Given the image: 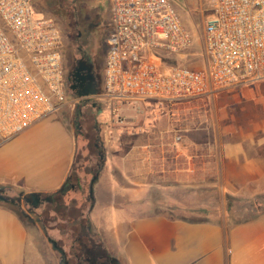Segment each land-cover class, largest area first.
I'll return each mask as SVG.
<instances>
[{
    "label": "crops",
    "instance_id": "0c3cea01",
    "mask_svg": "<svg viewBox=\"0 0 264 264\" xmlns=\"http://www.w3.org/2000/svg\"><path fill=\"white\" fill-rule=\"evenodd\" d=\"M204 26L196 29L202 39ZM203 54L206 68L204 46ZM155 55L168 70L185 54ZM261 84L133 105L105 97L102 74L92 107L99 125L101 112L113 116L105 131L75 135L60 109L0 143V186L37 198L63 193L65 210L78 215L77 238L97 235L100 244L93 245L106 262L264 264V94L255 88ZM225 95L231 100H219ZM239 200L259 208L232 222ZM35 252L22 220L0 207V264H45ZM59 253L58 264H73Z\"/></svg>",
    "mask_w": 264,
    "mask_h": 264
},
{
    "label": "built area",
    "instance_id": "2783aa9c",
    "mask_svg": "<svg viewBox=\"0 0 264 264\" xmlns=\"http://www.w3.org/2000/svg\"><path fill=\"white\" fill-rule=\"evenodd\" d=\"M96 1L110 4L105 97L173 102L264 82V0H207L213 16L203 32L206 68L168 70L155 53L182 55L191 45L169 0ZM62 49L59 27L34 10L33 0H0V142L59 112Z\"/></svg>",
    "mask_w": 264,
    "mask_h": 264
},
{
    "label": "rangeland",
    "instance_id": "374dc122",
    "mask_svg": "<svg viewBox=\"0 0 264 264\" xmlns=\"http://www.w3.org/2000/svg\"><path fill=\"white\" fill-rule=\"evenodd\" d=\"M176 10L185 30L191 38L190 47L184 52V57L173 61V67H188L202 69L205 59L203 54V39L196 29L201 31L203 23L212 16L213 10L207 0H169ZM34 10L51 18L59 27L62 39L63 76L73 65L77 55V48L85 47L90 43L89 53L95 64L96 78L99 83L104 72V60L107 54V37L110 30V4L106 1L96 0H33ZM255 87L259 94H264V82ZM232 95V94H231ZM239 97V91L234 93ZM232 96L225 95L219 100H231ZM95 98L80 99L64 86V102L61 107V117L68 127L76 134L88 138L96 136L99 127L105 131L113 116L106 110L101 112L100 125L96 121ZM1 143V142H0ZM79 146L78 150H82ZM92 156L93 150H91ZM93 162L94 159L92 158ZM23 194L16 189L6 193V203L1 207L14 212L24 223L30 236L31 243L36 245L35 259L42 260L45 264H58L62 252L73 264H107L104 252L96 250V243L100 244L97 235L84 234L77 238V212L75 209L65 210L64 203L59 196L38 198L37 207H32V201L24 199ZM65 199L66 205L70 204V197ZM74 208V207H72ZM259 206L252 202L239 200L232 203V222H240L245 217L253 216ZM83 211L86 206L82 207ZM78 239V240H75ZM94 243V245H93ZM82 244H85L83 248ZM92 244V245H91ZM66 258V257H65ZM108 260H112L108 258ZM117 264H119L117 262Z\"/></svg>",
    "mask_w": 264,
    "mask_h": 264
},
{
    "label": "flooded vegetation",
    "instance_id": "af4514ba",
    "mask_svg": "<svg viewBox=\"0 0 264 264\" xmlns=\"http://www.w3.org/2000/svg\"><path fill=\"white\" fill-rule=\"evenodd\" d=\"M90 43L87 42L85 47L77 48L78 57L75 58L72 67L64 75V86L68 87L77 97L79 92L82 91L79 80L87 74L88 68H91V73L96 77L95 64L89 53Z\"/></svg>",
    "mask_w": 264,
    "mask_h": 264
},
{
    "label": "water",
    "instance_id": "95a60500",
    "mask_svg": "<svg viewBox=\"0 0 264 264\" xmlns=\"http://www.w3.org/2000/svg\"><path fill=\"white\" fill-rule=\"evenodd\" d=\"M80 87L82 91L79 92V98H89L96 96L98 94V82L93 73H91V68L87 69V74L81 77L79 80ZM38 204L37 196H32V207L36 208Z\"/></svg>",
    "mask_w": 264,
    "mask_h": 264
},
{
    "label": "trees",
    "instance_id": "16d2710c",
    "mask_svg": "<svg viewBox=\"0 0 264 264\" xmlns=\"http://www.w3.org/2000/svg\"><path fill=\"white\" fill-rule=\"evenodd\" d=\"M100 152V151H99ZM99 157V156H98ZM98 171L99 170H96L94 173H93V176H97L98 174ZM72 176L69 177L68 181L71 179ZM68 181L65 183V188H69V186L67 185L68 184ZM12 188L11 187H8V186H0V207L1 205H3L4 203H6V200H7V197L5 196L6 193L8 191H10ZM89 189V188H88ZM66 190H64L65 192ZM22 193V192H21ZM20 195H23V194H20ZM63 193H58L57 195H55L54 197H57L59 196L60 198L62 197ZM32 196H35V195H31V194H28V195H25L23 196L24 199H27L28 201H32ZM62 202L64 203V200L62 198ZM109 263L107 264H117V261H114V260H108Z\"/></svg>",
    "mask_w": 264,
    "mask_h": 264
}]
</instances>
